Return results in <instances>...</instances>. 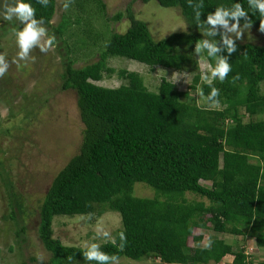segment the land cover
Masks as SVG:
<instances>
[{"label": "trees", "instance_id": "16d2710c", "mask_svg": "<svg viewBox=\"0 0 264 264\" xmlns=\"http://www.w3.org/2000/svg\"><path fill=\"white\" fill-rule=\"evenodd\" d=\"M89 1L97 15H102L99 0ZM128 1L153 2L159 8L175 10L184 31L154 40L126 7L124 13L110 17L118 21L124 15V30L108 31L95 60L72 68L61 37L68 21L49 24L53 0L47 7L37 0H24L36 9L35 18L43 19L48 34L56 37L60 73L53 91L73 92L81 126L76 152L50 179L36 209L35 233L49 254L46 264H96L85 259L86 248L65 246L52 238L51 220L99 216L105 211L117 213L120 223L112 241L98 244L109 255L133 261L151 257L163 264H217L230 255L229 264H251L242 247L232 251L223 239L211 237L203 247L188 241L201 240L192 235L194 229H209L241 240L250 238L255 247L264 250V118H257L264 111V97L258 94V84L264 81V32L260 31L264 17L256 11L255 0L251 8L248 0ZM76 2L74 6L80 7ZM236 3L248 13L251 26L247 29L260 42L235 41L237 50L229 56L221 39L222 34L228 36L227 30L223 25H209L207 19L220 9L229 13L225 19L232 25ZM238 19L244 29L246 18ZM8 26L13 30L21 24L10 21ZM0 28L3 34L4 27ZM203 41L220 49L214 57L207 49L200 52L210 76L218 60L227 56L231 71L223 81L210 77L198 86V74L193 72L188 90L199 95L202 89L200 96L208 104L205 97L213 87L218 89V108H200L185 101L186 92L176 91L163 79L155 92L147 91L140 77L130 71H117L125 81L117 87L94 84L112 72L105 64L107 58L131 60L150 70L155 66L175 71L193 67L191 55ZM41 101H32L25 113ZM134 183L152 189V196H133ZM185 194L198 200H188ZM6 199L7 219L16 228L13 237L19 248L25 227L12 191L7 190ZM33 261L22 256L19 264ZM256 264H264V255Z\"/></svg>", "mask_w": 264, "mask_h": 264}, {"label": "rangeland", "instance_id": "374dc122", "mask_svg": "<svg viewBox=\"0 0 264 264\" xmlns=\"http://www.w3.org/2000/svg\"><path fill=\"white\" fill-rule=\"evenodd\" d=\"M75 1L73 0L69 8L64 10L62 5L65 0H53V12L49 20L51 26L56 25L61 19L68 21L61 37L69 50L72 68H80L95 60V55L102 49L101 44L108 31L124 30L127 22L124 15L118 21H112L110 17L117 12L124 13L126 7L133 19L144 24L154 40L184 31V25L175 10L159 8L153 2L143 4L139 1L99 0L103 8L102 15H97L95 5L89 0H77L76 3H79L80 7L74 6ZM2 5L3 0H0V27H4L5 30L3 34L0 30V53L5 54L10 66L6 74L0 78V129H6L0 130V164L3 171L0 172V264H19L22 256L33 258L34 261L29 264H46L49 254L43 250L35 233L36 209L50 179L76 152L81 126L75 111L73 92L53 91L58 84L57 75L60 73L55 46L47 53L34 48L30 56L35 58V62L29 61L27 66H24L25 61L14 62L19 51L14 30L22 28V25L11 30L8 26L10 21L4 19ZM11 21L14 25L20 23L15 18ZM241 30L243 34L239 39L234 37V33L227 31L228 36L234 38L237 43L260 42L254 31L247 28ZM191 60L194 61L193 67L188 65L175 71L156 66L150 70L131 60L107 58L105 64L112 72L94 84L106 88L117 87L125 82L117 76V71H130L140 77L141 84L147 91L155 92L159 80L163 79L171 83L176 91L186 92L185 101L200 108H218V104H207L196 90H188L190 78L194 73H197L199 78L197 86L199 83L209 81L211 77L207 63L200 52H197V46ZM203 73L208 74V80L201 79ZM258 94L264 97V81L258 84ZM38 99L42 101L36 103L26 114L25 109L32 107L31 102ZM257 118H264V111ZM249 161L254 162V159L251 158ZM6 179L8 182L4 183ZM7 190L14 194L20 221L25 227L24 243H19V248L15 245L13 237L16 228L7 219ZM151 191L153 190L141 183H134L132 186V195L135 197H151ZM185 198L198 200L197 197L188 194H185ZM50 227L51 237L56 238L62 245L87 248L90 243L112 241L120 223L117 213L105 211L99 216L54 217ZM103 232L109 235L105 237ZM191 233L201 238L198 243L188 241L191 246H206L209 238L213 237L229 243L232 251L242 247L251 264H256L264 255V250L255 247L250 238L241 240L240 236L214 233L209 229H194ZM230 260L231 256L225 255L217 264H229ZM118 264L163 263L151 257H144L138 261L118 257Z\"/></svg>", "mask_w": 264, "mask_h": 264}, {"label": "clouds", "instance_id": "9594fccd", "mask_svg": "<svg viewBox=\"0 0 264 264\" xmlns=\"http://www.w3.org/2000/svg\"><path fill=\"white\" fill-rule=\"evenodd\" d=\"M37 2L42 6L47 7L49 0H37ZM72 2L73 0H65L62 5L63 9L67 10ZM252 3L253 0H248L250 8ZM255 4L256 11H258L260 15L264 17V0H255ZM234 7L236 11L231 15L232 18L236 20V22L232 24L231 28L228 27V20L225 19L229 13L227 11H221L220 9H217L214 15L210 14L208 16L207 23L212 26L223 25V27L227 29L228 32L234 33V37L239 39L243 34V30L240 28L238 18H246L247 23L244 26L245 28H249L251 26V21L248 19V13L244 10L240 3H236ZM2 10L5 20L11 21L13 18H15L22 25V28L14 30L16 44L19 49L17 53V60L14 62L18 63L19 61H25L24 66H27V62H35V58L30 56V53L34 48H39L42 53H47L55 46V35L48 34L47 28L43 26V19L37 20L35 18L36 9L33 8L30 3H25L24 0H3ZM260 31L264 32V20H262L260 23ZM221 39L223 44L226 46V51L229 56L236 52L237 48L234 38H230L222 34ZM202 48L208 50V55L210 57H214V54L220 51V49L215 47V45L209 44L207 41H203L202 44H198L197 52H201ZM9 66L10 65L6 60L5 54L0 53V78L6 74ZM230 71L231 66L228 56L220 58L216 63L215 68L211 72V77L219 78L221 81H223L228 76ZM201 79L208 80V74L203 73L201 75ZM199 95L203 97L202 89L199 91ZM218 97L219 90L213 87L210 94L205 97V99L210 101L211 104H219ZM103 235L107 237L109 234L107 232H103ZM124 239L125 237L123 233H121V240ZM83 255L87 261H96V264H118V257L101 251L100 246L97 243L88 244Z\"/></svg>", "mask_w": 264, "mask_h": 264}]
</instances>
